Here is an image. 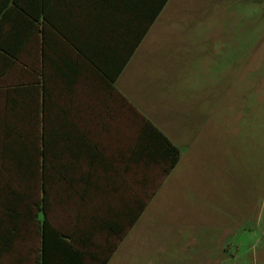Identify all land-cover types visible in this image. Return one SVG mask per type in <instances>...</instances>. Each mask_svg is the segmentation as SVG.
<instances>
[{"label":"rangeland","instance_id":"1","mask_svg":"<svg viewBox=\"0 0 264 264\" xmlns=\"http://www.w3.org/2000/svg\"><path fill=\"white\" fill-rule=\"evenodd\" d=\"M168 11L173 12L172 28L180 33L169 43L168 62L155 79L161 87L165 78L175 85L168 96L162 91L153 95L162 99L165 114L160 116L173 120L187 139L177 143L181 161L164 182L160 165L127 168L123 157L145 116L96 85L99 115L81 119L88 127L96 120L91 135L117 161V180H99L101 189L91 188L84 198L78 184L69 190L62 185L49 218L72 234L98 217L109 218L112 204L126 201L136 207L141 200L146 208L125 236L124 246L133 250L122 258L127 264H264V0H172ZM39 65L36 35L15 68L0 78V151L5 121L13 120L6 88L31 80ZM85 86L76 90V98L80 95L87 105ZM75 103L81 107V101ZM4 182L16 184L0 153ZM94 241L98 247L92 250L102 259L118 238L98 230ZM16 246L2 264L19 255L21 264H38L36 227L30 226Z\"/></svg>","mask_w":264,"mask_h":264},{"label":"trees","instance_id":"2","mask_svg":"<svg viewBox=\"0 0 264 264\" xmlns=\"http://www.w3.org/2000/svg\"><path fill=\"white\" fill-rule=\"evenodd\" d=\"M167 2L0 0V78L15 68L36 35L41 40L44 68L48 66L43 76L39 65L31 80L6 88L13 120L5 121L0 153L10 163L16 184H0V264L16 251L17 241L30 226L36 227L40 237L38 264H107L139 219L147 205L141 200H136V207L127 203L126 213L123 209L109 212V218L98 217L91 227L72 234L50 220L54 197L62 185L69 190L78 184L84 198L91 188L101 189L99 180H110L105 178L111 171L118 172L99 144L78 128L71 100H61L73 94L76 83L88 72L113 89ZM126 157L127 168L160 165L169 174L181 159V149L144 117ZM98 230L106 231L108 238H118L102 259L92 250L98 247L94 241ZM21 262L19 255L11 264Z\"/></svg>","mask_w":264,"mask_h":264},{"label":"crops","instance_id":"3","mask_svg":"<svg viewBox=\"0 0 264 264\" xmlns=\"http://www.w3.org/2000/svg\"><path fill=\"white\" fill-rule=\"evenodd\" d=\"M171 1L172 0H168L161 13L158 15V17L151 25L148 32L146 33V35L144 36V38L136 48L133 55L129 58L123 71L120 73L116 82L114 83L113 89L110 90L109 88H106L104 83L100 79H97L94 74L88 72V74L81 77L79 81L76 83L75 88L73 90V94L70 97L65 96L67 101L71 100L73 120L76 122L78 128L81 129L83 132H85L93 142L96 141L93 139L91 133L94 130V127H96V120L95 122L93 121V123H91V126L88 127L82 122L81 116H83L84 114L93 117L99 115L97 113L98 107L95 105L97 99L95 98L94 89L96 85L99 86L103 91L107 92L108 94H116L121 99L123 100L125 99L131 102L146 118L151 120L160 130H162L172 140V142L175 145H177V143L187 142V139L184 138L182 134V130L181 133H179L178 129H176V127L173 125V120H170L168 117L160 116L165 114V111L161 108L163 104L161 102L162 99H155L157 98V96L153 95V91H157V92L162 91L163 94H167L168 96L173 90V88L169 89V86L175 85L174 80L165 78L163 79L164 80L163 87H161L162 85L157 84L156 83L157 81L155 79V78L157 79L160 78V74H162L161 70H159L162 64L168 62L169 58L167 55V51H168L169 43L172 41V39H177L178 34L180 33L179 30L172 28L171 26L173 12L168 11ZM41 47L42 46L40 44V69H42L41 73L43 76L48 71L47 70L48 66L46 67L47 69L44 68ZM73 55H75L74 52ZM189 63L190 61L188 60L187 64ZM81 84L86 85L85 86L86 89L84 91H86L88 94L87 105L83 104V98L80 95H78L76 98V94H77L76 90L78 91V88H80ZM168 90L170 91L167 92ZM76 99L78 100V103H80L81 101V107L79 105H76L75 103ZM197 116H198V112H197ZM178 147L181 149L180 146ZM182 156H183V152L181 150V159ZM123 158L127 165L126 155ZM111 159L113 161V164L117 166V161L114 160L113 158ZM169 174H165V178L163 182L166 180ZM117 176L118 173L111 171L109 177L108 178L106 177L105 179H110L111 181H113V180H117ZM110 206L111 207L109 208L108 212H113V211L120 212L122 209L125 213L127 212L126 201L123 204H120L119 206L113 204ZM124 218H125L124 221L126 222L127 218L126 217ZM134 224H136V222ZM127 232L119 241L116 251L112 254L107 264H127L122 258L125 255H129L130 253H133V250L132 251L130 250L129 245L127 248L124 246V243L126 241L125 236ZM132 245L133 244H131L130 246ZM88 261H90V259H88Z\"/></svg>","mask_w":264,"mask_h":264}]
</instances>
